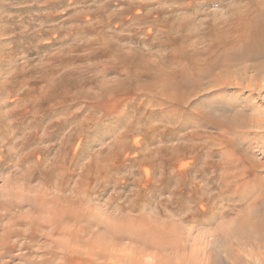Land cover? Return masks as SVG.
I'll use <instances>...</instances> for the list:
<instances>
[{"label":"rangeland","instance_id":"374dc122","mask_svg":"<svg viewBox=\"0 0 264 264\" xmlns=\"http://www.w3.org/2000/svg\"><path fill=\"white\" fill-rule=\"evenodd\" d=\"M262 5L0 0V264H258L264 57L223 61Z\"/></svg>","mask_w":264,"mask_h":264},{"label":"bare ground","instance_id":"6f19581e","mask_svg":"<svg viewBox=\"0 0 264 264\" xmlns=\"http://www.w3.org/2000/svg\"><path fill=\"white\" fill-rule=\"evenodd\" d=\"M260 8L264 9V6L262 5ZM231 46H232V47H230L231 54H228L225 56L223 63H225L227 61L239 62V61H243V60H257V59L264 57V11L262 13H259L256 16H254L249 21V24L247 26L245 25V27L241 33V40L238 42H234ZM259 65H260V63L256 64L257 67ZM226 69H227L226 71L231 72V67L226 68ZM188 84H189L188 78L186 76H183L182 78L176 79V80H174V82L169 83V85L168 84H166V85L168 88L170 87L172 90L178 91V90L184 89ZM251 189L253 192H256V194H257V197H255L256 199L258 197L261 198V199L259 198L261 200V202L258 205H256V204L251 205L249 207V209L247 210V212L245 213V215H243L241 218L237 219L233 225H235L234 227L236 230H240V231H242L248 227H251L253 229L252 231L255 232L254 233V239L251 240L250 238H248L246 236L247 243L250 242L259 251L262 250V252H263L262 256L263 257H261L258 264H264V179H262L259 176H256L254 182L251 183ZM131 222L132 221L126 220L127 224H125V226H126L125 229L120 228L119 227L120 225H118V224L113 225V229L116 231H124V233H125L126 231H129L127 229L129 228L128 225ZM150 225H151L150 228L143 229L141 232L136 234L135 237L144 243H148V242L151 243V242L156 241V239L160 238V237H163V239H164L165 236L170 232V230H168V231L165 230L166 232L163 231V229L159 228L160 225H157L156 223L155 224L152 223ZM109 231H107V232H109ZM111 231H113V230H111ZM106 235H108V234H106ZM100 239H101V237H100ZM100 239H99V237L97 238V240H100ZM107 239H106V241H107ZM106 241L102 240L101 242L98 243L97 246H98V249H100V251L97 254H104L105 253V251L107 250V249H105V242ZM93 250L94 249H92V250L89 249V251H88V254L90 257L91 256L94 257V254L96 251L93 252ZM197 253H199V252H197ZM100 256H102L103 258L106 257L104 255H99V257ZM199 256H200V254H199ZM116 257H118V256H116ZM116 257H115V259H116ZM120 257H122V255ZM121 259H124V258H121ZM163 259H165V258H163ZM183 259L186 260V257H184ZM189 259H191V258L189 257ZM195 259L196 258H194V260ZM187 260H188V258H187ZM113 262H115V261L113 260ZM194 262H196V261H194ZM122 263H124V262H122ZM175 263H177V262H175ZM175 263H173V264H175ZM179 263L185 264L183 262H179ZM186 263H187V261H186ZM188 263H190V262H188ZM195 264H197V263H195ZM209 264H211V263H209ZM233 264H242V262L240 261V259L238 257H235Z\"/></svg>","mask_w":264,"mask_h":264}]
</instances>
